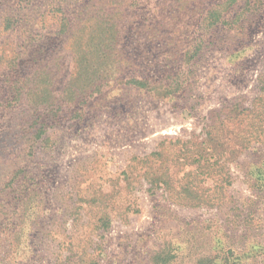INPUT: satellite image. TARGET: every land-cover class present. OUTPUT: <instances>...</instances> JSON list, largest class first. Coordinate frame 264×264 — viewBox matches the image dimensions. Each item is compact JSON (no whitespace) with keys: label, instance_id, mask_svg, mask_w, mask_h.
<instances>
[{"label":"rangeland","instance_id":"rangeland-1","mask_svg":"<svg viewBox=\"0 0 264 264\" xmlns=\"http://www.w3.org/2000/svg\"><path fill=\"white\" fill-rule=\"evenodd\" d=\"M227 1L159 0V9L170 13L151 20L150 30L139 24V35L127 36L129 51L142 48L149 55L136 58V69L159 77L181 53L166 64L164 47L176 51L204 35L190 93L154 98L122 91L121 100L92 105L83 118L73 110L48 117L38 140L21 136V114H0V133L14 116L3 139L11 149H0V196L14 211L13 225L0 226V264H165L158 257L193 264L223 251L229 264L237 263L229 248L250 252L241 264H264L255 249L264 245V141L253 138L236 160L212 159L210 168L195 166L194 145L187 142L201 139L214 113L232 104L251 110L254 135L264 129V0H233L228 7ZM210 8L223 11L226 21L210 25ZM59 56L69 61L67 52L55 49L52 57ZM27 72L22 67L14 77ZM65 91L56 96L66 97ZM188 171L207 193L223 187L221 202L189 207L173 200L161 181L180 190ZM14 174H27L24 183ZM9 197L20 206L11 209Z\"/></svg>","mask_w":264,"mask_h":264},{"label":"trees","instance_id":"trees-1","mask_svg":"<svg viewBox=\"0 0 264 264\" xmlns=\"http://www.w3.org/2000/svg\"><path fill=\"white\" fill-rule=\"evenodd\" d=\"M157 1L0 0V64L4 70L0 74V93L3 92L0 96V114L4 111L21 114V136L33 134L34 139L38 140L45 133L48 117L57 118L73 110V114L83 118L85 112L95 109L92 105L103 107L110 103L108 101L114 103L121 100L118 97L122 91L142 92L154 98L169 95L180 97L190 93L196 79L197 64L202 58L201 49L206 43L204 35H197L192 45H184L176 51L169 46L164 47L168 48L163 53L166 64L168 60L174 61L176 53H181L175 66L164 65V72L159 77L141 66L136 69V58L140 62L148 59L147 51L140 48L141 51L134 53L126 48L127 38L139 35V24L150 30L151 20L156 21L160 18L159 14L170 13L159 9ZM232 3L233 0L227 1V7ZM143 12L147 15L141 16ZM207 15L211 18L212 26L226 21L223 11L216 8L208 9ZM171 29L181 32L179 28ZM55 49L67 52L69 61L66 62L61 56L52 57ZM64 65L68 72L62 78L60 70ZM22 67L28 72L19 78L14 77ZM62 87L66 90V97L63 94L56 96ZM250 112L249 108L237 104L218 109L211 117L215 116L210 131L196 141L186 140L194 145L192 162L197 168H210L212 159L215 164L219 160L234 161L249 149L253 138L264 141V129H259V135H254L256 127L251 129L248 122ZM13 118L0 133V149L4 151L11 149L5 147L3 139ZM192 172L184 174L183 178L190 180L181 183L178 186L180 190H176L173 181L167 179L160 184L172 190V198L173 195L176 197L173 200L185 206L219 204L223 199L224 188L219 187L216 191L218 194L207 193L205 189L194 185L197 179ZM14 176L24 183L27 174ZM160 179L157 176L155 180ZM22 188L25 190L24 185ZM5 198L0 196V226L12 222L11 214L14 212L6 209L7 204H3ZM9 199L11 209L20 206V199ZM5 232L9 233L8 230ZM255 249L257 254L264 255V245L257 244ZM227 253H235L234 262L237 263L234 264H241L242 259L247 260L250 254L246 250L235 252L232 248ZM226 256L224 251L220 258L217 254L205 255L197 258L193 264H217L216 259L222 261L220 264H229ZM158 261L169 263L166 258L158 257Z\"/></svg>","mask_w":264,"mask_h":264}]
</instances>
